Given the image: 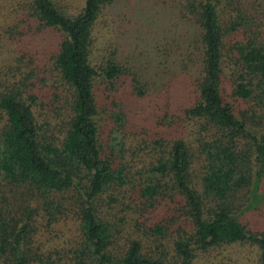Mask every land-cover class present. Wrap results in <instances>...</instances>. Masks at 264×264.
<instances>
[{
	"label": "trees",
	"instance_id": "1",
	"mask_svg": "<svg viewBox=\"0 0 264 264\" xmlns=\"http://www.w3.org/2000/svg\"><path fill=\"white\" fill-rule=\"evenodd\" d=\"M116 1L15 0L25 63L50 60L0 72V264H236L240 247L264 264V0H162L175 30L147 64L120 49L141 35ZM126 91L158 98V132Z\"/></svg>",
	"mask_w": 264,
	"mask_h": 264
},
{
	"label": "rangeland",
	"instance_id": "2",
	"mask_svg": "<svg viewBox=\"0 0 264 264\" xmlns=\"http://www.w3.org/2000/svg\"><path fill=\"white\" fill-rule=\"evenodd\" d=\"M161 1L162 0H118L114 3V8H111L109 12L110 16L115 18V22L116 19H119L121 25L123 26H126V22H128V25H131V29L133 28V30L135 31L133 33V36L136 35V33L141 35L140 38L134 37L133 39L129 40L133 46L130 45L129 41H126L124 45L120 44V49H123V47L126 46L127 50H132V48H138L139 50H142V54H137L135 56V58H137L141 63L147 64L146 60H149V55H151L150 46H152V44L158 41L161 42L164 39L168 40V34L173 29L175 30V26L168 24V22L172 19L167 21V18H163L162 16L161 21H164L163 23L157 20L158 13L160 15L164 14V3H162ZM164 1L167 2L166 4H172V0ZM55 2L61 7L62 10L66 12V14H72L76 12L78 7L82 4L83 0H55ZM14 6L15 0H0V28H3L6 21L9 25V27L6 29V32H0V72L7 70L8 68L15 67H20L21 69L23 68L27 70L42 69L44 66H46L47 68L50 60L48 59V57H46L42 63H25V61H27V57H30L25 54V52H23L22 48H28L31 45H25L28 36L25 35L27 26L24 25V20L22 22V15L18 14L20 12H17V9H15V12L17 13L12 11ZM22 12L23 11L21 10V13ZM23 15H25L24 12ZM176 17L177 16L175 15L173 24ZM113 21L114 20H108L106 25L104 24V22L99 21L98 27H96L97 33L103 32V30H105L104 28H106V30H114L111 25ZM168 26H173L170 28V32ZM154 27L158 30H155ZM136 30L138 31L136 32ZM46 33L47 32L43 31L40 32L41 36H43V40L39 44V47H47V41L49 37ZM98 42L99 37H97L96 39V44H98ZM47 54L48 51H46L42 55ZM20 58L22 59L19 62L18 59ZM35 61L40 62V58L37 57ZM6 64L8 65V67H6ZM153 65L156 64L152 63L151 68H153ZM186 80L187 75L182 71H177L166 76L163 81V86H166V88L168 87L171 96L175 97L176 94H183L185 92ZM149 95L138 97L134 94L127 93V91L122 95V98L125 99L123 100V104L124 106H126L127 111L131 115L134 127L138 128L141 125L144 126L145 134L147 136H150L151 134H154L161 129V126L157 122V119L160 117L159 114L161 112V108L158 105H155L156 103L154 100L158 98L152 97L151 94ZM260 189L264 195V178L261 181ZM262 207L263 208L261 211L264 210V204H262ZM262 217L258 216V214L254 212L250 218H252L255 222H259L262 221ZM227 253L230 257L238 258L236 264H256L255 251L253 249H250L249 247H240L233 250V252L229 250ZM198 262L199 263L195 264H207V262L203 263L201 260H199Z\"/></svg>",
	"mask_w": 264,
	"mask_h": 264
}]
</instances>
